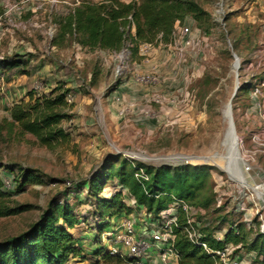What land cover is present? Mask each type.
Wrapping results in <instances>:
<instances>
[{"label":"rangeland","instance_id":"374dc122","mask_svg":"<svg viewBox=\"0 0 264 264\" xmlns=\"http://www.w3.org/2000/svg\"><path fill=\"white\" fill-rule=\"evenodd\" d=\"M19 1L0 0V16ZM83 1L103 0H34L22 12L10 13L2 20L0 125L10 120L13 105L29 100L30 92L36 98L43 97L64 84L77 101L69 103L66 99L68 107L58 109L69 115L60 123L69 138L54 150L40 147L31 135L18 141L15 136L5 139L6 133L1 131L0 161L15 171L26 169L38 180L9 197V206L28 208L18 215L0 218V241L29 230L52 202H61L72 192L68 201L81 217L71 233L80 239L88 254L70 258L67 264H107L91 254L109 245L107 231L97 235L93 229L101 222L93 212L97 205L87 187L81 191L79 187L99 174L110 157L154 168L204 167L210 174L209 189L216 199L212 208L204 209L208 221L205 224L221 230L229 225L244 226L246 220H251L257 228L252 233L245 232L249 240L253 239L264 222V122L252 96L254 90L260 92V79L264 78V0H193L207 13L203 22L207 29H200L191 17L186 18L178 29L188 27L190 46L171 42L159 49L142 47L136 56L132 55L127 77L136 72L142 77H154L156 82L139 85L143 90H139L137 111H124L118 121L95 112L99 109L95 97L114 89L112 81L118 80L114 66L118 63L107 52L82 51L73 37L65 35L61 39L59 35L60 19ZM134 30L133 27L132 34ZM152 51L157 52L155 58H150ZM234 54L240 64V89L244 83L250 89L238 90L232 98L237 80ZM11 60L26 61L28 74L8 68ZM130 82L134 81L130 78ZM147 89L156 90L151 96L146 95ZM229 102L241 158L235 166L243 181L226 170L228 149L223 143L228 114L224 118V112ZM114 183L108 182L99 197L112 196ZM122 199L132 212H122L119 219L131 216L137 219V226L142 224L146 218L143 213L130 205V197ZM219 202L221 209L216 206ZM215 209L219 212L213 214ZM221 217H226L227 222H222ZM116 222L112 220L111 224ZM239 253L243 264H261L263 257L257 252L240 248L236 254Z\"/></svg>","mask_w":264,"mask_h":264},{"label":"trees","instance_id":"16d2710c","mask_svg":"<svg viewBox=\"0 0 264 264\" xmlns=\"http://www.w3.org/2000/svg\"><path fill=\"white\" fill-rule=\"evenodd\" d=\"M189 17L200 29H207L203 25L207 13L193 0L83 1L60 19L59 35L61 39L65 35L73 37L77 46L88 53H118L129 41L134 56L141 45L171 43L173 32ZM133 27L135 30L132 34ZM203 33L210 34L207 30H203ZM8 68L21 69V75L28 74L26 61L11 60ZM260 81L263 82L264 78ZM243 89L249 91L247 83L239 90ZM70 93L71 89L65 88L64 84L43 97L36 98L34 92H30L28 101L21 100L9 110L10 120L6 119L0 125V133L4 130L5 139L15 136L18 141L25 135H31L40 147L54 150L69 138L60 125L69 115L58 109L68 107L66 97ZM138 169L144 171L147 180L136 177ZM34 180L38 179L28 170L15 171L13 166L0 161V218L18 215L28 208L22 205L11 207L7 203L14 191L21 192ZM209 180L210 174L204 167L183 165L154 168L122 157H110L101 167L100 173L82 183L79 190L87 187L89 197L97 205L93 212L101 222L96 223L93 229L98 235L111 227L112 220L118 219L122 212H132V208L122 199L124 194L135 200V209L150 215L153 220H157L160 212L178 201L209 210L216 203L214 193L209 189ZM108 182H115L114 194L100 198ZM7 183L9 191H6ZM71 195L72 192H69L63 201L52 202L26 232L0 241V264H67L70 258L86 257L88 253H85L80 239L71 233L80 224L81 217L68 201ZM176 212L177 226L172 227V231L175 235L173 246L178 255L177 264H216L215 257L187 238L186 215L180 209ZM218 212L219 209H215L213 214ZM221 219L227 222L226 217ZM206 222L207 215H202L197 217L193 226L201 233V241L211 250L222 249L230 244L239 246L257 252L263 257L260 263L264 264V235L258 234L249 240L245 232L248 230L239 225L238 234L229 230L223 241H217L213 238L215 228H210ZM91 254L107 264L128 263L127 260L111 257L107 246L98 247Z\"/></svg>","mask_w":264,"mask_h":264},{"label":"built area","instance_id":"2783aa9c","mask_svg":"<svg viewBox=\"0 0 264 264\" xmlns=\"http://www.w3.org/2000/svg\"><path fill=\"white\" fill-rule=\"evenodd\" d=\"M34 0H20L17 4L10 7L8 12H5L0 16V27L2 25V20L6 19L10 13L13 12H22L23 8L32 4ZM180 27V26H179ZM1 30V28H0ZM1 32V31H0ZM190 34L188 27H181L173 32L172 40L173 43H181L183 47H188L191 45V41L186 38ZM148 48L151 45H142L141 48ZM131 44L127 43L126 46L118 53H112L115 61L118 63L114 66V77L118 80L128 81L130 78L137 84H154L156 79L153 77H142L136 72H132L131 77H127L128 69L130 68V62L132 59V50ZM127 77V78H126ZM4 78V73L0 70V86ZM254 97L259 95V90H254ZM74 96L72 93L68 94L66 99L69 103L73 102ZM139 173L136 177H141L147 180V177L142 169H138ZM9 187V183L6 184ZM126 194H124L125 196ZM130 205L135 208L136 202L131 198ZM217 208L220 207V202L216 205ZM180 209L183 211L187 218V228H185V233L187 238L201 246L206 253L212 255L216 259V264H243V262L238 260L239 254H236L239 251V246L227 245L222 249L211 250L207 244L201 241L202 235L193 225L196 223V219L199 216L205 215V210L197 208L194 206H189L183 201H178L172 204L167 209L160 212L157 220L149 221L151 218L150 215L143 213L146 217L142 224H140V232L136 230V218L131 216H126L120 219L119 223L111 226L109 230H106V240L109 245L108 253L111 257L120 258L127 260L131 264H144L142 259L147 256L148 252L155 248L159 253L160 264H169L170 260L178 261V255L174 250L173 241L175 235L173 234L172 227L177 226V210ZM139 221V220H138ZM150 226V227H149ZM245 229L248 231H254L257 226L251 220H246L244 224ZM233 230L234 233L238 234L237 225H229L223 227L221 230L213 231V238L217 241H223L225 234ZM259 234L264 235V222L258 226Z\"/></svg>","mask_w":264,"mask_h":264},{"label":"crops","instance_id":"0c3cea01","mask_svg":"<svg viewBox=\"0 0 264 264\" xmlns=\"http://www.w3.org/2000/svg\"><path fill=\"white\" fill-rule=\"evenodd\" d=\"M161 46L162 45H158L156 47L159 49ZM98 52H103V51H98ZM94 53H96V52H94ZM155 54H157V52L152 51L150 53V58H155ZM112 57H113V55L109 54V58L111 59ZM174 60H176V59L174 58ZM14 69H16V68H13L11 70H14ZM0 70H1V68H0ZM106 81L111 83V80L108 78H106ZM100 82H102V80H100ZM112 85H114L113 91H111L110 93L101 92L98 94L99 95L98 98L95 97V100L97 99L99 101V103H98L99 109H98V111L96 110L95 112L98 114H102L104 117H105V115H107L108 118L112 117V118H114V120L118 121V119H120L122 117V114L124 113V111H126V112L131 111V113H135V111H137L136 102L140 98V92L143 89L139 88L140 84H137L135 82H130V79L128 81H126V80H115L114 81L113 80ZM139 90H141V91H139ZM155 90L156 89H147L145 93H146V95L150 94L152 96V94H154ZM144 96H145V94H144ZM154 96L155 95H153V97ZM257 97L253 96L254 105H256V107L258 108L257 110L262 113L261 120L264 122V81H263L262 88L260 89L259 97H258V98H260V102H259V100H257ZM74 101H75V99L73 98V102ZM257 105H259V106H257ZM115 114L118 117L116 119H115ZM103 116H102V118L104 119ZM100 198H108V197H100ZM119 218L118 219L115 218L113 220H116L117 221L116 223H118L120 221ZM116 223H114V224L116 225ZM136 230L138 233H141L140 232L141 231L140 226H137ZM238 260L243 262L241 257H238ZM141 262L144 264H160L158 251L155 248H152L148 252L147 256H145L142 259ZM126 264H131V263L126 262ZM169 264H177V262H175L174 260L171 259Z\"/></svg>","mask_w":264,"mask_h":264},{"label":"bare ground","instance_id":"6f19581e","mask_svg":"<svg viewBox=\"0 0 264 264\" xmlns=\"http://www.w3.org/2000/svg\"><path fill=\"white\" fill-rule=\"evenodd\" d=\"M230 117L231 116L228 114V128H227V131L225 133V139H224V143H223L225 146L227 145V149H228V156L226 157V159H227L226 170L232 174V177H234V175H235V176H237V178L242 179L241 174L239 173L238 169L235 166L236 163L240 162L241 158L238 154L237 149H235V147H234V136H233V132L231 129ZM213 158H221V157L214 156ZM242 181H243V179H242Z\"/></svg>","mask_w":264,"mask_h":264},{"label":"water","instance_id":"95a60500","mask_svg":"<svg viewBox=\"0 0 264 264\" xmlns=\"http://www.w3.org/2000/svg\"><path fill=\"white\" fill-rule=\"evenodd\" d=\"M234 57V64H233V71L235 72L236 74V86L234 88V92L232 94V98L235 97V95L237 94L238 90L240 89V85H239V82H238V74H237V71L239 70V67H240V64H239V59L238 57L234 54L233 55ZM225 113H228L231 117H230V123H231V129H232V132H233V136H234V147L235 149H237L238 147V138L236 136V131H235V126H234V122H233V118H232V111H231V103L229 102L228 105H227V108L224 112V118H225ZM238 151V150H237Z\"/></svg>","mask_w":264,"mask_h":264}]
</instances>
